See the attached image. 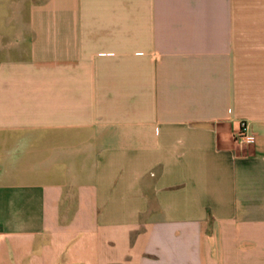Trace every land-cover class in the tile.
<instances>
[{
    "label": "crops",
    "instance_id": "crops-1",
    "mask_svg": "<svg viewBox=\"0 0 264 264\" xmlns=\"http://www.w3.org/2000/svg\"><path fill=\"white\" fill-rule=\"evenodd\" d=\"M0 264H264V0H0Z\"/></svg>",
    "mask_w": 264,
    "mask_h": 264
},
{
    "label": "built area",
    "instance_id": "built-area-1",
    "mask_svg": "<svg viewBox=\"0 0 264 264\" xmlns=\"http://www.w3.org/2000/svg\"><path fill=\"white\" fill-rule=\"evenodd\" d=\"M236 141L240 144H252L255 142V137L248 132V124L242 123L241 128L236 134Z\"/></svg>",
    "mask_w": 264,
    "mask_h": 264
}]
</instances>
